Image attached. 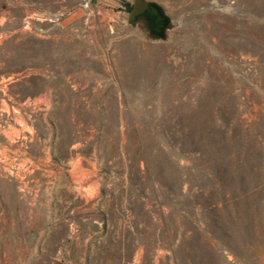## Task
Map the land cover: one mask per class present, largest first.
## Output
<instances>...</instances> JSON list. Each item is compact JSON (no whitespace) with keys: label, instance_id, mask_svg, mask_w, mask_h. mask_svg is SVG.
<instances>
[{"label":"rangeland","instance_id":"obj_1","mask_svg":"<svg viewBox=\"0 0 264 264\" xmlns=\"http://www.w3.org/2000/svg\"><path fill=\"white\" fill-rule=\"evenodd\" d=\"M151 1L172 20L164 41L129 24L133 0H0L2 146L16 85L27 100L10 142L23 155L0 150L23 166L0 191L87 195L84 231L46 264H264V0ZM78 9L95 34L60 28ZM48 81L51 112L31 100ZM31 175L42 183L21 187Z\"/></svg>","mask_w":264,"mask_h":264},{"label":"crops","instance_id":"obj_2","mask_svg":"<svg viewBox=\"0 0 264 264\" xmlns=\"http://www.w3.org/2000/svg\"><path fill=\"white\" fill-rule=\"evenodd\" d=\"M104 6L103 3L101 7L96 6L101 14L103 11L105 14L108 12V10H104ZM88 20L82 9L74 10L62 19L60 28L69 35L95 34L98 23L96 19H93L90 23L91 26L87 27ZM68 82L72 87L95 85L92 80L87 79L82 82L71 79V77ZM54 87V83L49 84L48 81L46 100L40 99L38 95L33 100L37 103L40 100L45 101L48 112L54 110L56 103L54 91L51 90ZM26 101L21 102L22 112L25 111ZM23 121L21 116L18 120L19 126H10L4 131L5 144L4 146L0 144V150H9L15 156L23 155V145L13 146L10 144L12 134L14 136L22 134L23 128L20 123ZM32 153L31 151V159L35 160ZM19 161L20 163H0V183L7 179L3 171L8 165H13L12 167L17 170L22 168V159ZM36 164L37 167L40 166L38 160H36ZM19 179L20 184L23 185L21 187L26 188H28L27 185L33 183H42V178L39 176L31 175L27 182H23V177ZM62 188L61 184H58L57 187L47 188H44L42 184L37 191H24L22 188H17L14 191H0V264H32L37 261L46 264L48 250L55 247L62 249L61 253L64 256V249H69L71 246V233H81L86 227L88 197L85 193H75L69 188L67 191H63ZM78 239L80 240L81 237L79 236ZM69 253V251L66 252V260L70 259Z\"/></svg>","mask_w":264,"mask_h":264},{"label":"water","instance_id":"obj_3","mask_svg":"<svg viewBox=\"0 0 264 264\" xmlns=\"http://www.w3.org/2000/svg\"><path fill=\"white\" fill-rule=\"evenodd\" d=\"M128 22L151 41L166 40L172 28V20L164 7L151 0H133Z\"/></svg>","mask_w":264,"mask_h":264},{"label":"flooded vegetation","instance_id":"obj_4","mask_svg":"<svg viewBox=\"0 0 264 264\" xmlns=\"http://www.w3.org/2000/svg\"><path fill=\"white\" fill-rule=\"evenodd\" d=\"M12 94H11V96H13V99H14L13 109H15L16 114L14 116L9 115V114L8 115L2 114V116L4 117V119H2L4 131L6 129H8L10 126L18 125V120L20 119V117L22 116V113H23L21 110V107H20L21 102L23 101V97H22V93L20 91H17V85L15 86V93L13 95ZM36 97H37V94L31 95V100L33 101ZM5 100L7 101V98H5ZM34 109H36V105H35ZM34 109L33 108L31 109L32 117H34V120L31 121V125H33V121L37 122V115L33 111ZM18 110H20V112H21L20 116L17 114Z\"/></svg>","mask_w":264,"mask_h":264},{"label":"built area","instance_id":"obj_5","mask_svg":"<svg viewBox=\"0 0 264 264\" xmlns=\"http://www.w3.org/2000/svg\"><path fill=\"white\" fill-rule=\"evenodd\" d=\"M89 6H90V3L88 1H86L85 3L82 4V8L84 10L89 11ZM61 16L62 15H59V14H51V13H46V12H42L39 10H35L34 13H32L30 18L36 22L53 23V22L57 21Z\"/></svg>","mask_w":264,"mask_h":264}]
</instances>
